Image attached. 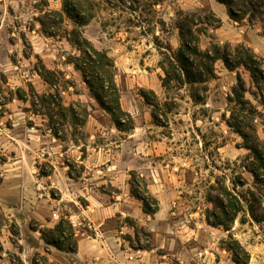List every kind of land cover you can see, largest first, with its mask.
Returning a JSON list of instances; mask_svg holds the SVG:
<instances>
[{
    "label": "rangeland",
    "instance_id": "obj_1",
    "mask_svg": "<svg viewBox=\"0 0 264 264\" xmlns=\"http://www.w3.org/2000/svg\"><path fill=\"white\" fill-rule=\"evenodd\" d=\"M91 1L93 18L81 32L114 61L120 105L134 123L128 133L115 129L80 74L66 64L76 51L64 39L42 34L38 18L46 10L60 11L62 0H0V128L16 146L4 150L5 138L0 164L12 163L17 172L8 204L12 217L0 205V264H31L36 254L53 264H234L225 249L228 234L248 252V264H264V222L241 214L228 233L205 221L221 185L234 194L252 191L264 208V185L255 186L243 169L248 152L221 118L228 115L235 73L216 62L202 103L183 87L162 126L152 123L139 93L152 91L166 101L158 64L161 53L179 47V12L208 15L212 25L219 20L218 28L208 30L216 42L244 45L264 59L261 23L234 22L215 0ZM210 42L201 36L199 46L206 49ZM42 69L54 73L56 87L41 79ZM239 72L251 88L250 75ZM58 105L71 107L75 117ZM257 136L264 140V117ZM132 176L158 200L153 216L131 195ZM27 178L35 184L28 196L41 191L42 222L30 217L20 194ZM60 218L71 223L74 253L40 239V231Z\"/></svg>",
    "mask_w": 264,
    "mask_h": 264
},
{
    "label": "trees",
    "instance_id": "obj_2",
    "mask_svg": "<svg viewBox=\"0 0 264 264\" xmlns=\"http://www.w3.org/2000/svg\"><path fill=\"white\" fill-rule=\"evenodd\" d=\"M226 8L228 17L234 22H241L247 18L261 23L262 37L264 38V0H215ZM93 3L91 0H62L60 11L46 10L38 18L42 34L50 38L64 39L76 55L66 57V64L80 74L82 83L87 88L91 98L98 107L105 112L115 127L122 133L134 129L132 117L120 105V94L115 83L116 67L113 59L103 50L96 49L84 38L81 28L93 18ZM208 15L178 13L176 29L178 31L179 47L172 52L167 49L161 53L159 68L163 74L160 84L166 94V101L160 103L152 91L140 90V96L151 108V120L156 126L167 122V113L175 105L178 92L187 87L190 98L195 103H202L207 92V83L215 77V63L221 62L223 67L235 73V85L227 96V117L221 116L225 125L241 139V147L248 152L247 162L243 166L252 177L254 185H264V140L257 136V125L262 120L264 111V59L260 58L252 49L244 45L231 47L228 44H219L214 37L208 34L210 28H218L219 20L215 25L208 22ZM67 22L73 27L68 28ZM208 36L211 39L206 49L199 46L200 37ZM246 71L251 78V88L247 87L239 70ZM54 75L42 69L41 79L51 87L56 83L50 76ZM176 96V97H174ZM251 97L252 101L250 98ZM57 107L75 114L71 107ZM78 107H80L78 105ZM170 107V108H169ZM261 108V109H259ZM82 121L87 117L86 110H82ZM48 120L52 117L48 114ZM56 136V134H54ZM131 195L141 203L145 215L153 216L159 210V202L153 197L144 181L136 183L131 177ZM243 187L241 181L238 184ZM253 222H264V208L258 202L252 191L243 194H234L224 185L216 189L212 208L206 210L207 225L221 228L230 232L232 224L238 215ZM244 223V220H242ZM134 229H136L134 227ZM40 239L46 246L53 247L60 252L74 253L76 242L71 223L64 218L50 229L40 231ZM226 251L231 254L234 264H248V252L230 234L226 240ZM31 264H53L44 256L36 254Z\"/></svg>",
    "mask_w": 264,
    "mask_h": 264
},
{
    "label": "crops",
    "instance_id": "obj_3",
    "mask_svg": "<svg viewBox=\"0 0 264 264\" xmlns=\"http://www.w3.org/2000/svg\"><path fill=\"white\" fill-rule=\"evenodd\" d=\"M6 137L9 138L10 140L7 141L8 142L7 146L3 145L4 150L8 149L9 151H11L12 147L16 148V146L12 144L11 136H8V134H6V132H4L2 128H0V144L6 141L5 139ZM16 175H17L16 170L12 171V163L0 164V205L6 206V209L3 208V210L8 211L11 217H12V211L9 210V208L11 207L8 204L11 201L12 191L15 192V190H12V177H16ZM30 181L31 180L27 178L26 182H28V184L21 183L20 194L24 195L25 199L27 200V203L24 202V204L25 207H27L26 209L30 213V217L34 218L38 222H42L41 220L44 219L43 218L44 216H40L39 214H37V210H38L37 208H39L38 206L41 203L40 201L37 200V198L41 195V191L39 194L38 193L35 194V196L37 197L28 196V194L33 193L35 189V184H32V182ZM13 188L15 189V187ZM39 188H40L39 186L36 187V189ZM44 213L45 215L47 214V208L44 211Z\"/></svg>",
    "mask_w": 264,
    "mask_h": 264
}]
</instances>
